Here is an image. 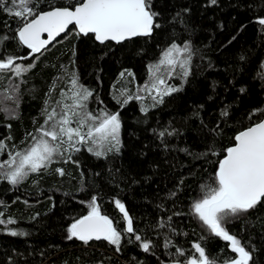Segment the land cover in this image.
Segmentation results:
<instances>
[{
  "label": "trees",
  "instance_id": "trees-1",
  "mask_svg": "<svg viewBox=\"0 0 264 264\" xmlns=\"http://www.w3.org/2000/svg\"><path fill=\"white\" fill-rule=\"evenodd\" d=\"M79 2L38 0V10L74 8ZM151 4L161 27L150 36L101 44L72 28L32 55L16 38L19 19L0 9V57H28L16 63L34 64L22 76L5 73L0 79V106L15 108L14 113L0 110V142L6 146L0 162L31 144L28 134L36 135L44 123L45 101L49 108L55 106L73 75L93 93L87 111L119 112L122 125L118 152L97 157L82 145L67 163L66 156L54 157L47 169L18 185L0 179V218L16 221L0 225V264H183L197 242L216 264L236 258L230 242L211 234L192 204L201 198L203 186L214 183L218 162L234 145V137L264 119V26L257 22L264 18V0ZM173 44H187L191 53L189 75L175 81L180 90L162 103L153 100L147 113L141 111L146 108L141 100L118 103L133 96L135 84H151L150 65ZM16 84L19 89L13 92ZM5 94L17 97L18 105L5 101ZM93 197L100 213L121 231L120 251L107 241L67 239L69 226L88 214ZM116 200L125 205L135 233L124 232ZM225 227L252 253L249 264H264V202ZM11 231L25 235L13 236ZM135 235L150 240L152 250L144 252ZM166 237L172 241L168 248Z\"/></svg>",
  "mask_w": 264,
  "mask_h": 264
},
{
  "label": "snow or ice",
  "instance_id": "snow-or-ice-1",
  "mask_svg": "<svg viewBox=\"0 0 264 264\" xmlns=\"http://www.w3.org/2000/svg\"><path fill=\"white\" fill-rule=\"evenodd\" d=\"M210 2L216 4L217 0ZM152 7L151 0H81L74 8L52 7L48 11H42L38 10V0H0V9L19 19L21 26L16 30V38L20 44L30 49V55L47 50L46 46L62 33L70 31V26L76 28L78 34L84 36L91 34L101 44L108 41L119 44L135 37L150 36L155 28L161 27L156 22L158 13L154 12ZM257 22L264 26V18H258ZM44 33L47 34V39L41 38ZM3 39L7 40L8 37L5 35ZM188 49L187 44L183 49L173 44L163 52L159 64L149 67L153 80L143 90L149 94L152 90L156 91L160 97L158 100L157 96L152 97L156 104L162 103L164 96L179 91L180 88L168 85L163 75H155L154 70L158 73L160 66L166 65L169 69L167 79L176 76L186 78L189 75L191 53L188 59L183 61H177L174 54ZM27 58L0 57V79L5 73H12L16 77L22 76L34 67V64L25 67L16 63L17 59ZM177 65L179 72L176 71ZM123 75L121 73V76ZM261 77L264 78V73ZM71 83L73 88L70 96L61 91L60 99L56 100L55 106L51 108L49 101H45L44 123L36 129V135L28 134L32 140L28 148L23 152L9 153V159L0 162V179L7 180L13 186L18 185L30 173L47 169L54 162V157H64L67 154L64 162L70 161L71 153L81 150L77 145H87V150L97 157L107 152L119 151V133L122 126L119 112L109 113L102 110L99 115H93L87 111L86 104L93 95L92 91L80 85L75 75ZM18 89V84L13 85V92H17ZM121 95H124L123 91ZM132 99L141 100L143 97L127 95L123 101L117 102L123 106ZM4 100L18 105V98L14 95L5 94ZM65 100H71L72 103H65ZM0 110L14 113L15 108L0 106ZM141 111L147 113L148 109L142 107ZM222 115H227V112ZM159 135L163 137L165 132H160ZM234 140V145L225 150L226 155L218 162L214 183L203 186L202 196L194 201L192 211L211 234L230 242L231 251L237 256L225 260L224 264H249L252 253L246 250L235 235L226 230L225 225L232 218L247 213L264 202V120L240 131ZM5 147L4 143L0 142V152H3ZM56 172L64 175L62 168L56 169ZM115 204L127 221L124 232L135 233L133 219L125 205L119 200H116ZM2 216L3 213L0 212V217ZM15 222L11 218L7 220L0 218V225ZM164 226V223L160 224L161 228ZM67 231L69 240L76 238L88 244L89 241L103 239L116 246V251H120L122 233L114 227L108 216L100 213L96 197L90 202L88 214L74 220ZM10 234L25 235L17 231H11ZM135 240L140 242L139 246L146 253L154 247L150 240H143L140 235H135ZM171 244L172 241L166 237L164 247L168 248ZM192 248L194 254L188 256L183 264H216L215 259L206 253L201 243H194ZM176 252L180 256L185 255L184 250L180 248H177ZM173 264H180V261H173Z\"/></svg>",
  "mask_w": 264,
  "mask_h": 264
},
{
  "label": "rangeland",
  "instance_id": "rangeland-1",
  "mask_svg": "<svg viewBox=\"0 0 264 264\" xmlns=\"http://www.w3.org/2000/svg\"><path fill=\"white\" fill-rule=\"evenodd\" d=\"M76 30V29H75ZM178 47H179V45L178 44H176ZM179 48H181V49H183L184 47H179ZM175 55V59L177 60V61H183V60H186V59H188V57H189V50H185V51H182V52H180V53H176V54H174ZM162 58V57H161ZM160 61V60H159ZM159 61L156 63H153V64H151V65H157V64H159ZM150 65V66H151ZM188 70L190 71V66L188 65ZM168 71H169V69L167 68V66L166 65H164V66H160V70H159V72L157 73V72H155V70H154V74L155 75H163V77L167 80V84L168 85H171V86H174V87H177V88H179L180 87V84H176V79H179L181 82L183 81V80H185L186 78H184V79H181L179 76H176L175 78H173V79H167V73H168ZM176 71L177 72H179L180 71V69H179V66L177 65V68H176ZM152 80H153V76H151L150 77V82L149 83H152ZM163 87V86H162ZM72 88H73V85H72V83L70 84V88H69V90L67 91V93H68V95L70 96L71 94H72ZM143 89H145V87H142V86H136V84H135V88H134V93H133V96H136V95H139V96H141V97H143V99H141V101H143V103H144V105L146 106V108L147 109H149L148 107H153V99H152V97L153 96H157V94H156V91L155 90H152L151 91V94H149V92L148 91H146V90H143ZM165 97V96H164ZM163 97V98H164ZM160 97L159 96H157V100L159 99ZM153 101V102H152ZM65 103H72V101L71 100H65ZM94 115H99V114H94ZM73 126H75V125H73ZM119 140H120V144H119V148H120V145H121V130H120V133H119ZM30 143H32V140L30 141ZM78 147H80V148H82L83 146L82 145H77ZM29 147V145L27 146V147H25L23 150H19V151H17V152H23L26 148H28ZM87 147L88 146H86V149H87ZM76 152H72L71 153V155H73V154H75ZM92 154H93V152H91ZM108 153V152H107ZM106 153V154H107ZM65 156L67 157V154H65ZM103 156V155H102ZM9 159V158H8ZM31 174V173H30ZM29 174V175H30Z\"/></svg>",
  "mask_w": 264,
  "mask_h": 264
},
{
  "label": "water",
  "instance_id": "water-1",
  "mask_svg": "<svg viewBox=\"0 0 264 264\" xmlns=\"http://www.w3.org/2000/svg\"><path fill=\"white\" fill-rule=\"evenodd\" d=\"M50 10V9H49ZM48 11V10H47ZM72 28H74L73 26H70V30L72 29ZM76 29V28H75ZM77 30V29H76ZM68 32L69 31H67L66 33H62L60 36H58L54 41H52L49 45H47L46 46V48H48V47H50V46H52V45H54L58 40H60L62 37H64L66 34H68ZM77 32H78V30H77ZM82 36H84L83 34H81ZM89 35H91V34H89ZM41 38L42 39H47V34L46 33H44V34H42V36H41ZM99 42V41H98ZM113 42H115V41H108V42H105V43H113ZM264 120V119H263ZM262 121V120H261ZM245 130V129H244ZM243 131V130H242ZM121 216H122V218H123V222H124V228L126 229V227H127V221L124 219V217H123V213H121ZM127 234H132V233H127ZM93 241H97V240H93ZM98 241H105V240H103V239H101V240H98Z\"/></svg>",
  "mask_w": 264,
  "mask_h": 264
}]
</instances>
